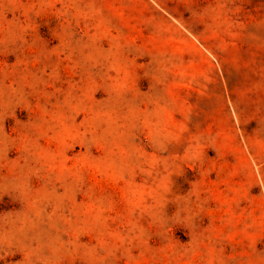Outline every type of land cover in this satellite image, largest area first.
Instances as JSON below:
<instances>
[{
	"label": "rangeland",
	"instance_id": "1",
	"mask_svg": "<svg viewBox=\"0 0 264 264\" xmlns=\"http://www.w3.org/2000/svg\"><path fill=\"white\" fill-rule=\"evenodd\" d=\"M0 264H264V0H0Z\"/></svg>",
	"mask_w": 264,
	"mask_h": 264
}]
</instances>
